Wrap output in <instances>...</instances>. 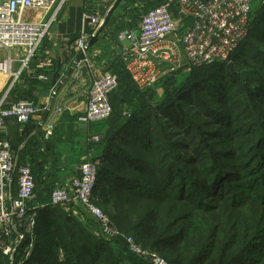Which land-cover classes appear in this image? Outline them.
<instances>
[{
    "label": "trees",
    "instance_id": "1",
    "mask_svg": "<svg viewBox=\"0 0 264 264\" xmlns=\"http://www.w3.org/2000/svg\"><path fill=\"white\" fill-rule=\"evenodd\" d=\"M260 10L261 17L253 20L252 9L248 33L230 56L237 71L221 61L192 67L184 75L167 73L155 84L165 87L162 97L153 87L140 89L128 73L124 60L123 72L111 71L118 74L119 83L110 93V117L99 121L106 129L95 142L102 165L98 168L93 195L101 182H106L110 193L118 196V215L112 217L120 231L133 236L143 248L162 251L166 248L169 258L164 257L169 264H264V194L246 199L236 193L230 195L229 190L222 191L228 188V181L225 186L219 181L213 185L219 167L216 159L210 162L208 172L202 174L203 179L193 177L188 183L181 181L176 185L179 172L183 170L180 164L171 161L172 157L189 161L178 150L188 148L184 141L187 134L204 127L194 120L196 112L203 114L207 119L205 122L224 127L225 119L213 108L205 106L209 102L225 108L223 113L228 119H235L232 108L239 106L248 108L253 124L264 121V0L260 2ZM250 56L256 75L263 78L262 81L257 79L259 85L255 89L250 88L251 81L245 79L244 70L238 71V65ZM199 75L207 76L199 79ZM200 87L204 91L195 95V90ZM244 116L248 118V115ZM31 121L25 125L24 132ZM177 132L181 139L171 141ZM247 132L246 127L242 134L246 136ZM218 134L214 131L202 137L217 140L206 144L210 149L211 144L221 142ZM230 135L226 136L232 137ZM3 138L8 136L0 133V139ZM36 145L34 140L26 142L21 157L31 154L39 159L41 152ZM261 145L262 141L256 140V146ZM247 150L244 148L249 152ZM213 152L216 158V150ZM229 155L233 156V153L230 151ZM249 162L248 166L251 165ZM18 164H24L22 158ZM33 173L37 185L38 170ZM236 176L241 175L232 176L231 173L226 180L237 179ZM173 186L176 187L172 189ZM197 188L205 189L207 200L195 196ZM46 190H50L51 196L53 187ZM130 196L137 201L134 209L141 212L138 221L123 209ZM49 202H41L46 205L38 209L34 229L26 233L15 261L24 259L32 244L30 255L23 264H134L133 256L121 254L120 249H127L123 236L106 242L99 237L97 222L51 206ZM211 212L216 213L212 215ZM8 260V255L0 250V264H9ZM142 261L147 264L144 259Z\"/></svg>",
    "mask_w": 264,
    "mask_h": 264
},
{
    "label": "built area",
    "instance_id": "2",
    "mask_svg": "<svg viewBox=\"0 0 264 264\" xmlns=\"http://www.w3.org/2000/svg\"><path fill=\"white\" fill-rule=\"evenodd\" d=\"M65 1L60 0V5L49 18L33 19L27 14L29 10L48 11L57 0H0V47L22 53V68L28 66ZM174 3L178 5L180 19H193L182 33L178 32V19L172 13ZM112 7L113 3L107 13ZM252 9L253 0H164L141 16L138 34L122 53L126 69L137 86L145 89L158 82L164 66L192 68L221 61L230 64L231 54L248 33ZM106 15H85V28L76 41V47L82 53L80 65L94 67L87 50L91 36L104 24ZM12 61L11 55L0 61V71L12 72ZM14 74L18 77L20 71ZM118 83V74L111 71L94 78L89 87L85 113L79 119L85 123L108 119L112 113L110 93ZM37 111V104L32 100L18 99L5 106L4 97L0 101V132L6 130L8 121L13 120L24 129ZM53 128L54 124L47 125L46 138L50 137ZM99 139V135H94L91 140L96 142ZM97 175V159H93L89 152L70 185L54 188L49 204L67 210L72 203H80L98 221L106 237L123 236L128 251L140 256L147 264H169L163 255L143 248L133 236L124 235L114 227L94 199ZM45 205L37 200L32 167L19 165L11 141L0 139V243L10 241L5 252L12 255V264H23L29 257L32 244L24 259L17 262L14 254L26 233L35 226L38 209Z\"/></svg>",
    "mask_w": 264,
    "mask_h": 264
},
{
    "label": "crops",
    "instance_id": "3",
    "mask_svg": "<svg viewBox=\"0 0 264 264\" xmlns=\"http://www.w3.org/2000/svg\"><path fill=\"white\" fill-rule=\"evenodd\" d=\"M163 1L66 0L28 66L22 68V53L0 47V61L10 55L13 58L12 72L0 71V101L5 97V106H9L18 99L28 97L38 105V111L25 132L13 120L8 121V127L0 133L8 136L17 161L22 158L24 164L29 163L34 171L38 170L36 194L39 201L50 200L47 188L64 183L70 185L71 179L79 174L86 154L91 152L93 159H99L100 152L91 139L97 134L101 138L106 127L99 121L85 123L79 119L86 110L89 87L94 78L103 72L124 71L122 53L138 34L141 16ZM111 3L113 7L107 13ZM59 5L60 0H57L48 11L29 10L27 14L33 19H47ZM177 9L178 5L174 3L173 15L178 19V32L182 33L193 19H180ZM94 13L107 14L104 24L91 36L87 50L88 56L95 62L94 67L83 70L79 62L72 68L80 53L76 41L85 28L84 17ZM17 71H20L18 77L14 74ZM42 75L45 77L42 78ZM150 87L155 88V85ZM49 123L54 124V128L50 137L46 138ZM29 140L37 142L36 148L39 147L41 152L39 159L31 154L21 157L20 152Z\"/></svg>",
    "mask_w": 264,
    "mask_h": 264
},
{
    "label": "rangeland",
    "instance_id": "4",
    "mask_svg": "<svg viewBox=\"0 0 264 264\" xmlns=\"http://www.w3.org/2000/svg\"><path fill=\"white\" fill-rule=\"evenodd\" d=\"M260 2L261 0H253V15H252L253 20H258L261 17L262 11L261 10L259 11ZM244 60L245 61L242 64L238 65V71L244 70L245 79L251 81L250 88L255 89L257 85H259L258 80L261 81L263 80L262 75H256V71H254L256 67L253 65L254 63L251 59V56L245 57ZM91 62L95 64L94 60H91ZM235 69L236 68L233 65V70ZM190 70L191 68H187L186 66L184 68H172V67L164 66L163 67L164 73L159 79L167 75V73L169 75L178 74L179 76V74L184 75V73H187ZM206 76L207 75L205 76L199 75L198 77H200L199 79H202ZM182 79H184V77ZM255 79L258 80L254 83ZM248 87L249 86H247V88ZM155 89L157 90L156 91L157 95L159 97H162L165 91V87L159 84L155 86ZM200 90L204 91V88L203 87L197 88L194 92L195 95H199ZM180 105L184 106L185 108L187 107L186 105L183 104ZM205 106L206 107L209 106L210 108H213L216 111V113H218L217 115H220L222 119H225L224 127L218 124H210L208 122H205L207 121V119L204 118L202 113L199 112L195 113L194 120L196 121V123H198V125L201 126L204 125V127L201 129L195 128L193 129L192 132L187 134L184 141L186 143V147L188 145V148L178 150L179 154L184 157H188L189 161L182 162L180 157L177 159H174V157L171 158V161L176 165L180 164L181 165L180 168L183 170L179 172L180 177H178V179L176 180L175 182L176 185H180L181 181H185V183H188L193 177L203 179L202 174L205 175V173L208 172V167L210 165V162L213 159H216V162L219 163L217 172L219 170L220 172L218 174L216 172V177L213 180V185L216 186L217 181H219V183L221 182V184L225 186L226 181H228L227 182L228 188H223L222 191L229 190L230 195L236 193L239 194L240 197L246 199H250L253 196L262 197L263 196L262 194H264V121L259 123H257L258 121H254L255 124H253V116L247 112L248 108L246 107L241 109L239 106H235L234 108H232V111L235 115V119L233 120V119H228L226 114L223 113V110H226L225 108L210 102L208 103V105ZM244 115H248V118ZM239 116L240 119L238 120ZM226 121H230V122L227 123ZM225 124L228 125L229 127L225 126ZM246 127L248 129V132L247 135L244 136L242 132ZM214 131H217L219 133L218 135L220 138L218 141H221L219 143H216L219 145L211 144L213 145L212 148L216 150L215 152V154H217L216 158H214L213 156L214 155L213 149L212 148L210 149V147H208L206 144L213 143V141H217V140H209V139L204 140V138H202L205 135V133L207 136L208 134H211ZM227 133L228 134L231 133L232 135L230 136L232 137L226 136L228 135ZM175 135L176 136H173L172 139H170L173 142L181 139L180 134H178V132ZM256 140L258 143L259 141H262V145L260 147L256 146ZM244 148L245 150L249 148V150H247L249 152L244 151ZM230 151L233 153V156L229 155ZM245 152H246V156H245ZM249 161H251L250 166H248L250 163ZM83 162L84 159L82 163ZM25 164H29V163H25ZM97 164H98V168L100 165H102L99 159H97ZM63 168L64 169L62 170L65 171L66 168L65 167ZM230 172L232 173V176L236 175L237 173L238 175L241 176H236L237 179L234 178L231 180H226V178L229 177V175H231ZM195 173L196 176H193ZM155 180L157 179L155 178ZM62 186H68V184L64 183L62 184ZM174 187L176 186H173L172 189H174ZM119 191L120 190L118 188V193ZM175 191H177V189H175ZM206 195L207 194L205 192V189H198V188L196 189V193H195L196 197H201L202 199L207 200L208 198L206 197ZM94 197L99 208L110 218L114 227L120 230L119 226L115 223V219L112 217L118 215L116 209V206L118 204V196H113L110 193V189L107 188L106 182H101V186L98 189V191H96ZM130 197L131 199L128 201V203H125L123 205V209L124 211H127L130 214L129 216L133 217V220L138 221V219L141 216V212L134 209V204L137 201L134 200L135 199L134 197L132 196ZM131 200H133L134 202L130 203ZM146 203H150V202H146ZM68 209H69L68 212L71 213L73 212L74 214H78V215L80 214L82 217L90 218L95 222H97L96 230L100 234L99 237L104 239L106 242H111L110 238L106 237L102 233V229L98 221L86 210V208L82 204L74 203V206L70 205ZM214 213L216 212H211L210 214L213 215ZM33 229L34 227L30 229L28 233H31ZM24 230L25 229H23V231ZM9 243L10 241L6 243V241L3 240V242L0 243V250L3 251L4 254L8 255V259H9L8 263L12 264L13 261V258L11 259L12 255L5 252V249L9 245ZM112 247H115V244H113ZM144 248L147 249L146 247ZM120 251L121 254L124 255V257L130 255L133 256L135 258L134 264L144 263L140 256L129 253V251H127L126 248L120 249ZM152 251H155L156 253L165 256L167 259L169 258L166 248H164V251L160 249L152 250ZM14 255H15L14 257H16V253Z\"/></svg>",
    "mask_w": 264,
    "mask_h": 264
},
{
    "label": "water",
    "instance_id": "5",
    "mask_svg": "<svg viewBox=\"0 0 264 264\" xmlns=\"http://www.w3.org/2000/svg\"><path fill=\"white\" fill-rule=\"evenodd\" d=\"M81 56H82V53L80 52L79 56L76 58V61L74 62V66L72 68H74L75 66L78 65L79 60L81 59ZM229 67L233 70V64L232 63L229 64ZM83 70H86V66H83ZM47 115H48V112H47Z\"/></svg>",
    "mask_w": 264,
    "mask_h": 264
}]
</instances>
